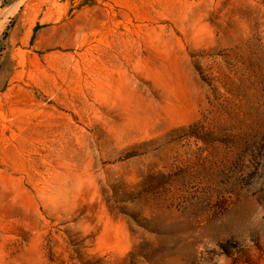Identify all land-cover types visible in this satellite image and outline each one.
Listing matches in <instances>:
<instances>
[{
  "label": "rangeland",
  "instance_id": "374dc122",
  "mask_svg": "<svg viewBox=\"0 0 264 264\" xmlns=\"http://www.w3.org/2000/svg\"><path fill=\"white\" fill-rule=\"evenodd\" d=\"M0 264H264V0H0Z\"/></svg>",
  "mask_w": 264,
  "mask_h": 264
}]
</instances>
